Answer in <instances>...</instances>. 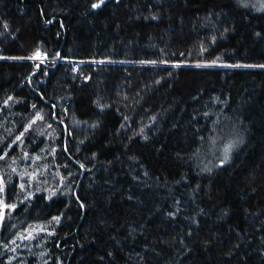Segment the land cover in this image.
Segmentation results:
<instances>
[{"label": "trees", "instance_id": "trees-1", "mask_svg": "<svg viewBox=\"0 0 264 264\" xmlns=\"http://www.w3.org/2000/svg\"><path fill=\"white\" fill-rule=\"evenodd\" d=\"M0 264H264V0H0Z\"/></svg>", "mask_w": 264, "mask_h": 264}, {"label": "snow or ice", "instance_id": "snow-or-ice-1", "mask_svg": "<svg viewBox=\"0 0 264 264\" xmlns=\"http://www.w3.org/2000/svg\"><path fill=\"white\" fill-rule=\"evenodd\" d=\"M95 6V5H94ZM227 151V150H226Z\"/></svg>", "mask_w": 264, "mask_h": 264}]
</instances>
